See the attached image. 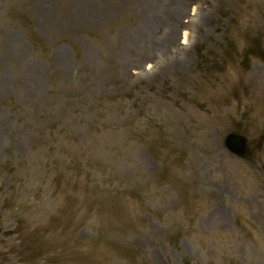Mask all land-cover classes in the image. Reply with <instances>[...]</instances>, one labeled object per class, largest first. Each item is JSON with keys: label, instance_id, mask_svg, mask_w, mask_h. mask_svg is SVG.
I'll use <instances>...</instances> for the list:
<instances>
[{"label": "rangeland", "instance_id": "rangeland-1", "mask_svg": "<svg viewBox=\"0 0 264 264\" xmlns=\"http://www.w3.org/2000/svg\"><path fill=\"white\" fill-rule=\"evenodd\" d=\"M0 264H264V0H0Z\"/></svg>", "mask_w": 264, "mask_h": 264}, {"label": "water", "instance_id": "water-1", "mask_svg": "<svg viewBox=\"0 0 264 264\" xmlns=\"http://www.w3.org/2000/svg\"><path fill=\"white\" fill-rule=\"evenodd\" d=\"M227 143L231 148L234 150L242 151L246 148V142L245 139L242 136H239L237 134H231L227 138Z\"/></svg>", "mask_w": 264, "mask_h": 264}, {"label": "bare ground", "instance_id": "bare-ground-1", "mask_svg": "<svg viewBox=\"0 0 264 264\" xmlns=\"http://www.w3.org/2000/svg\"><path fill=\"white\" fill-rule=\"evenodd\" d=\"M170 37H171V34H170Z\"/></svg>", "mask_w": 264, "mask_h": 264}]
</instances>
